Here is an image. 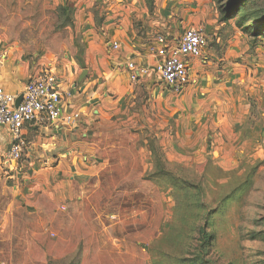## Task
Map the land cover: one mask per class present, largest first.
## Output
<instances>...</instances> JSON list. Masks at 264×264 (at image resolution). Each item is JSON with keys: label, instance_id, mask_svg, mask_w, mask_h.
<instances>
[{"label": "rangeland", "instance_id": "obj_1", "mask_svg": "<svg viewBox=\"0 0 264 264\" xmlns=\"http://www.w3.org/2000/svg\"><path fill=\"white\" fill-rule=\"evenodd\" d=\"M189 27L210 52L176 92L151 49ZM123 49L148 67L134 83ZM45 71L88 117L50 139L30 133L12 172L0 128V264H264V0H0V86L17 92ZM69 158L74 179L54 180ZM64 179L100 191L86 201L99 224L75 228L78 249L53 258L42 191Z\"/></svg>", "mask_w": 264, "mask_h": 264}, {"label": "built area", "instance_id": "obj_2", "mask_svg": "<svg viewBox=\"0 0 264 264\" xmlns=\"http://www.w3.org/2000/svg\"><path fill=\"white\" fill-rule=\"evenodd\" d=\"M208 45V35L199 27L186 28L178 37L169 40L165 36L155 38L151 50L159 82L176 92L192 82L194 64L207 55ZM113 48L117 49V45L114 44ZM147 69V66H135L132 61L126 63L128 79L132 83L145 76ZM66 96L59 90L56 76L47 71L30 76L20 93H10L0 86V128L10 136L9 148L1 165L3 171L17 170L18 163L26 155L24 130L28 127L38 125L59 129L62 125L77 123L79 114L69 109Z\"/></svg>", "mask_w": 264, "mask_h": 264}, {"label": "crops", "instance_id": "obj_3", "mask_svg": "<svg viewBox=\"0 0 264 264\" xmlns=\"http://www.w3.org/2000/svg\"><path fill=\"white\" fill-rule=\"evenodd\" d=\"M120 42V41H119ZM121 45V44H120ZM121 48H124L121 46ZM124 51V49H123ZM209 49L207 50L206 54H208ZM210 52V51H209ZM123 58L127 61L135 60V57L130 52H123ZM199 66V63L194 64V69H197ZM124 76L125 80L129 82L128 79V72L124 69ZM194 80V79H193ZM26 82V81H25ZM130 83V82H129ZM5 90H7L10 93H20L21 90H18L17 92L13 89H8L4 87ZM65 102L68 104V107L70 110L76 112L79 114V120L81 122V117L87 116L88 117V107L86 104H84V101H80L79 98L76 100L71 99L70 101L66 100ZM83 99V98H82ZM81 111V112H80ZM65 125L63 127L60 126L59 129H48L43 128L40 126H31L24 130L25 137H28L29 134L35 133V134H45L47 138L54 137V135H58L59 131L63 133V130H65ZM71 133V131H68V133ZM66 133V132H64ZM50 139V138H49ZM53 139V138H51ZM77 161L73 159H66V161L60 162L58 164L59 171L58 173H52L53 179L55 176H57L60 172L62 174L67 173L70 174L69 180H73L76 176V173L72 170L76 169ZM67 168V169H65ZM56 169V168H55ZM84 169H86V172H83V175H81L82 180L90 182L92 178L94 177L95 169H93L91 166L87 167L86 164L84 165ZM74 175V177L72 176ZM79 178V179H80ZM55 180V179H54ZM69 180H62V182H66L67 186H64V191H42L43 195L45 197L50 198V231H51V237H50V257L53 258H65L69 257L73 250L78 249V245L81 244L83 241L82 235L79 232H75L74 229L84 228V227H96L97 224H99L98 215L96 214V211L90 212L88 211V208L90 207L89 203L87 201V197L92 196L93 194H97L100 191H71V185L69 183ZM71 186V187H70ZM95 187V185H94ZM22 192V191H21ZM18 198L20 201H23L26 197V194L22 192L20 195L18 193ZM24 196V197H23ZM86 198V199H85ZM89 201V200H88ZM59 206V207H58ZM86 206V207H85ZM60 208L63 210V217L66 218V225L58 226L55 222H57L58 219H56L60 214L56 213V208ZM88 212V215L85 216L84 211ZM62 217V218H63ZM101 217V216H100ZM72 228L71 230H69ZM93 237H97L95 233L91 234ZM97 239V238H96ZM113 238L111 237V240ZM105 243L102 242V240L96 241V252H102L104 249ZM84 252L88 253L89 250L86 248H83ZM88 256H84L83 258L86 259Z\"/></svg>", "mask_w": 264, "mask_h": 264}, {"label": "water", "instance_id": "obj_4", "mask_svg": "<svg viewBox=\"0 0 264 264\" xmlns=\"http://www.w3.org/2000/svg\"><path fill=\"white\" fill-rule=\"evenodd\" d=\"M19 100H20V98H18V99L16 100V102H15L16 105L18 104Z\"/></svg>", "mask_w": 264, "mask_h": 264}]
</instances>
